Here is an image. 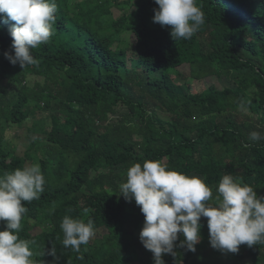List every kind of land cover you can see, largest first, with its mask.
<instances>
[{
    "label": "trees",
    "instance_id": "16d2710c",
    "mask_svg": "<svg viewBox=\"0 0 264 264\" xmlns=\"http://www.w3.org/2000/svg\"><path fill=\"white\" fill-rule=\"evenodd\" d=\"M56 3L54 35L33 50L38 63L25 69L5 58V51L14 54V22L0 19V119L20 126L50 111L48 126L32 119L22 155L4 140V127L0 133V175L38 163L46 179L40 198L24 202L19 232L33 242L35 264H154L139 239L140 207L116 194L134 163L160 160L201 175L214 196L230 173L264 196V139L248 140L251 131L264 133V0H196L205 22L191 39L177 41L170 27L153 22L155 0ZM120 4L130 10L109 19ZM123 31L134 37L128 49L115 44ZM183 65L190 76L178 82L170 71ZM28 75L42 80L28 88ZM212 75H225L232 86L195 92L187 82ZM65 215L94 222L96 234L80 253L62 245ZM201 223L196 251L177 247L175 256H163L165 264H206L208 249L222 253L210 246L207 218ZM53 245L55 257L47 254ZM225 256L232 264H264V245H241Z\"/></svg>",
    "mask_w": 264,
    "mask_h": 264
},
{
    "label": "clouds",
    "instance_id": "9594fccd",
    "mask_svg": "<svg viewBox=\"0 0 264 264\" xmlns=\"http://www.w3.org/2000/svg\"><path fill=\"white\" fill-rule=\"evenodd\" d=\"M155 4L158 8L154 9L153 22L170 27L174 41L191 39L205 22L196 0H155ZM56 12V0H0V19L14 22L9 29L14 54L4 52L12 65L25 69L38 63L33 50L54 35ZM240 107H244L243 102ZM262 139L264 133L260 131L248 135L251 142ZM45 184L38 163L0 175V222L4 223L0 229V264H35L33 242L21 239L19 232L22 217L28 212L24 202L38 200ZM215 191L214 196L212 187L199 176L178 172L160 160H145L127 169L126 180L119 184L116 194L140 207L144 222L139 239L153 254L154 264H165L163 256H175L177 247L194 253L202 239V217L207 218L213 249L236 254L241 245H264V196L230 173L221 177ZM59 227L64 248L77 253L96 234L91 219L85 222L65 215ZM180 234L183 239H179ZM47 254L56 256L54 245Z\"/></svg>",
    "mask_w": 264,
    "mask_h": 264
},
{
    "label": "rangeland",
    "instance_id": "374dc122",
    "mask_svg": "<svg viewBox=\"0 0 264 264\" xmlns=\"http://www.w3.org/2000/svg\"><path fill=\"white\" fill-rule=\"evenodd\" d=\"M129 8H125V4H120V6L112 7L111 13L109 14V19H116L118 18L123 12L129 11ZM133 35L128 31H123L120 36V40L118 43H115L116 45L119 44L120 47L128 49L133 45ZM133 65V62L131 63ZM181 74H179V73ZM189 67L188 65H183L177 70L170 71L171 76L174 77V79L178 82L183 81V76L189 77ZM157 74V73H156ZM42 80L40 77H36L33 75H28L26 78V86L28 88H31L34 85V82ZM187 82H189L190 86L195 92H200L204 88L208 86L214 85L218 89H223L224 87L232 86V81L229 80L225 75L221 76H208L202 80H195L192 78H188ZM12 91H9V94L11 95ZM33 106V105H32ZM125 111L123 108H119L117 113L120 115ZM244 112L242 114H248L247 110H243ZM49 112H36L33 115V118L26 121L23 125H18L16 123H7L5 121V118L0 119V133H2V128L4 127V131L2 133L4 140L9 143L11 146L16 147L15 154L22 155L23 151L26 149L28 144L27 137L30 135L28 128L32 127V119H44L45 126H48L51 123V119L49 117ZM163 114V113H162ZM249 118H251L252 122H257V116H252L249 114ZM39 127L33 128V130L38 131ZM138 139V138H137ZM29 166V165H28ZM190 176H199L202 178L201 175L198 174H192ZM209 253L206 258V264H218V263H224V264H232L231 261L226 259L225 253H214L208 249ZM132 264H141L139 261L134 262Z\"/></svg>",
    "mask_w": 264,
    "mask_h": 264
}]
</instances>
